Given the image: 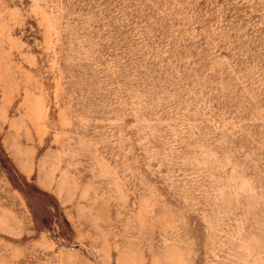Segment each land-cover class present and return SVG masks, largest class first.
<instances>
[{
	"label": "rangeland",
	"instance_id": "rangeland-1",
	"mask_svg": "<svg viewBox=\"0 0 264 264\" xmlns=\"http://www.w3.org/2000/svg\"><path fill=\"white\" fill-rule=\"evenodd\" d=\"M0 264H264V0H0Z\"/></svg>",
	"mask_w": 264,
	"mask_h": 264
}]
</instances>
